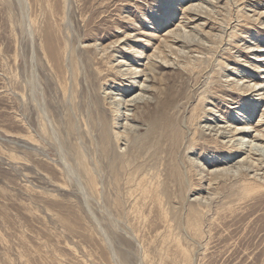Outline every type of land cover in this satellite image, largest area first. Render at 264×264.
<instances>
[{"label": "rangeland", "instance_id": "obj_1", "mask_svg": "<svg viewBox=\"0 0 264 264\" xmlns=\"http://www.w3.org/2000/svg\"><path fill=\"white\" fill-rule=\"evenodd\" d=\"M182 25L193 45L161 54ZM261 51L264 0H0V264H264V191L243 193L264 171L242 178L249 152L226 165L218 135L264 131ZM171 89L188 136L216 147L174 156L132 121V100ZM120 103L106 148L97 106L112 121Z\"/></svg>", "mask_w": 264, "mask_h": 264}, {"label": "bare ground", "instance_id": "obj_2", "mask_svg": "<svg viewBox=\"0 0 264 264\" xmlns=\"http://www.w3.org/2000/svg\"><path fill=\"white\" fill-rule=\"evenodd\" d=\"M198 12H199V14H197ZM202 14H203V8L202 7H197L196 9L187 11L184 14V19H187L189 22H194V21L197 22L196 20L199 21L202 18L201 17ZM197 17L199 19H197ZM185 28L186 27L184 25H182L180 27V30L178 29L176 32H172L171 34L166 31V34H164V36L167 35L168 33L169 34L166 36L167 38H165L163 40V44H164L163 49L164 48L165 49L168 48V49H170L173 52V54H175L176 53L175 48L177 47V45L182 44V45H184L186 47L189 46L190 43H191L190 39L186 38L187 36H184L183 33L181 32L183 29L186 30ZM193 31L197 32V30H193ZM189 34H190V36H194V35H192L193 33H191V32ZM195 37H197V36H195ZM191 40H192V38H191ZM191 45H193V44L191 43ZM165 49L161 50V47H158V50L160 51L161 54H166L165 53ZM178 52L181 54V50H178ZM182 52H183V54H185L184 51H182ZM261 52H264V51H261ZM163 58L166 60V62H170L169 60H167V58H168L167 55L164 56ZM261 59H262L261 61L264 63V56H262ZM86 61H88V60H86ZM262 65H263L262 67H264V64H262ZM163 66L164 65L161 66V64L159 65V63L157 61H155V62L151 61L149 66L148 67L146 66V69L151 71V76L153 78L152 81H154V78L158 74L157 73V68H162ZM260 69H261V67H260ZM191 71H193V70H191ZM199 74H202V73H199ZM123 76H125V75H123ZM103 77H104V75H103ZM260 79H264V77H262ZM262 84H264V81H262L261 84H257L256 83L255 85H262ZM141 90H142V92L143 91H145V92L146 91H150L152 93H155L153 90H148V89H141ZM251 90H253V89H249L248 91L250 92ZM260 90H264V87H263V89H260ZM253 92H257V91H253ZM160 93H161L160 97H157V95H156V98H155V100H156L155 104L156 105H154V106L151 104L150 101H148L149 99L145 100V98H146L145 95H139L136 98V100H132L134 105H129L128 104V106L129 107L130 106L135 107L136 113H134L132 115L134 118H131L130 115H127L126 119H128V116H130L132 121H136V119L138 121V119H141L143 117H148L150 119L151 123H152V125H151V132H152L151 137L152 136L154 137L156 134L161 132L160 135L163 136V140L168 145L167 149L170 148V153L173 154L174 156L178 155L177 153H179V151H181V149L184 148V145L187 142H189V147H188V150H187L188 152L197 151L201 147H203V148H207L209 146L216 147L218 145L217 141H215V142L212 141L210 143H207V142L206 143H201L200 140H196L195 139L196 133L192 134L191 135L192 137H189L188 136V132L185 130L183 125H181L178 122L180 114L178 115V112L175 111L176 109L174 110L176 113L172 112L173 111L172 108H174V105L176 104V100H177V91L171 89V90H169L167 92H163L162 91ZM141 101H143V102H141ZM97 107H98V110H99V113H98L99 117H96V122H97V126H98V128H97L98 130L97 131L99 132V140H100L101 144L104 147L110 148V147L113 146V144L115 142L116 143L117 142L120 143V141H121V139H119L120 135H118V133H115V132L113 133V131H115L116 126L118 125V122L120 121V118H121L120 110H119L120 107H121V103L118 104L119 108H117L116 110L114 109L115 110L114 114H113L114 118L112 119V121L108 119L107 110L103 109L100 105H98ZM97 107H96V109H97ZM153 110H155L157 112V116H155V117L151 116ZM190 112H192V114L189 117V119L187 120L188 125H190V122H192V125H193V123H195L196 120L197 121L199 119L202 120L201 117L197 118L196 120L194 119V114H195L194 112H196L195 109H193ZM209 120L210 119H207V118L205 119V121H209ZM95 125H96V123H95ZM127 127H129V126H127ZM221 129H223V132L221 134L218 133V135H220L221 138H227V135L233 134L232 138L228 142V144H231L232 141H234L233 142L234 145L237 143L236 146L231 144V146H233V147H229V148L227 147V149H231V153L232 154L228 155L229 157L226 156V160H225L226 161V165H229L233 161L234 157H236L237 155H239V154L242 155L243 152L244 153L245 152H249L248 153L249 156L246 159L245 163L241 164L239 166V168L237 169V170L240 171V176H242V178L247 180L249 178L248 177L249 176L248 173H249L250 170H251V172H253V171H262L263 172L264 171V144H263L264 143L263 142L264 141V131L255 130L254 132L257 133V134L253 137V141L247 142L246 140H244L247 136L242 137V138H237L236 137L238 135L243 136L242 134H245L246 130L241 131L240 129H238V130H236L235 133H231V130H230V132H227V131H229V130H227V128L221 127ZM112 134L116 136L115 141H114V137H113ZM128 135H129V133H128ZM187 137H189L190 139H188L185 142ZM254 142H258L260 144H255ZM132 148H134V147L132 146ZM248 149L250 151H247ZM134 150H135V148H134ZM104 151L110 153L106 149ZM227 154H229V152L226 153V155ZM115 157L116 158L117 157L121 158V155L118 156V154L116 153ZM255 157H260V159L256 163L248 162V159H254ZM250 163H251V165H250ZM233 168L234 167H232V168L228 167L227 169H224V171H225V173H227V172H230ZM171 174L175 175V179L177 178V175H176V173L174 171H172ZM263 175H264V173H263ZM145 178H146V175H143V181H144ZM262 191H264V183H261V182L254 183L253 185H248V186H246L243 189V193L247 197L252 196L254 194L257 195V194L261 193Z\"/></svg>", "mask_w": 264, "mask_h": 264}]
</instances>
